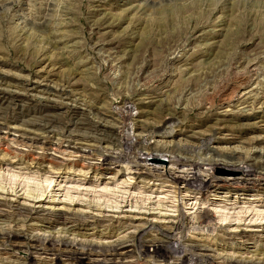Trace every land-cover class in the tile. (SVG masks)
I'll use <instances>...</instances> for the list:
<instances>
[{
  "label": "rangeland",
  "instance_id": "rangeland-1",
  "mask_svg": "<svg viewBox=\"0 0 264 264\" xmlns=\"http://www.w3.org/2000/svg\"><path fill=\"white\" fill-rule=\"evenodd\" d=\"M216 161L264 165V0H0V264H264Z\"/></svg>",
  "mask_w": 264,
  "mask_h": 264
},
{
  "label": "bare ground",
  "instance_id": "bare-ground-1",
  "mask_svg": "<svg viewBox=\"0 0 264 264\" xmlns=\"http://www.w3.org/2000/svg\"><path fill=\"white\" fill-rule=\"evenodd\" d=\"M88 123H90V120H89V122H84V124L85 125H88ZM131 148V146H127V149H130ZM148 150H150V149H148ZM160 150H162V151H165V152H171V153H174V152H177V151H183V152H187V153H189V152H191V148H189L188 146H177V145H175V146H172V147H169V148H165V149H160ZM231 152V153H230ZM235 151H229V153H227L226 154V156L227 157H229L230 159H233V158H235ZM121 155V154H120ZM128 153L127 152H124V153H122V156L123 157H125V156H127L128 157ZM116 156V155H115ZM130 156V155H129ZM134 156H137V155H134ZM111 155L110 156H108V157H105L104 158V160H105V162L106 161H110L111 159ZM112 158H115L114 156H112ZM178 158H180V157H178ZM117 160V159H116ZM179 160V159H178ZM181 161H182V159H181ZM223 161V160H222ZM226 162V161H225ZM263 164H264V162H262ZM217 166H226V167H228V168H231V169H233V170H235V171H239L242 175H244V176H249V175H253L254 173H258V171L259 170H264V165H262L261 163H255V164H253L252 165V169L251 168H249L248 170H247V168L246 169H242V170H240L237 166H238V163L236 164V162L235 161H227L226 163H223V162H221V161H216V163H215V167H217ZM261 172V171H260ZM262 173V172H261ZM259 174V173H258ZM160 177H165L164 175L165 174H162V173H160V174H158ZM241 175V176H242ZM262 175V174H261ZM257 176V175H256ZM188 177V176H187ZM176 179H178V180H180L181 179V181L183 182V183H185L186 185H190V186H192V185H195L194 183H198L200 186H202V187H207V186H210V183H209V181L208 180H204L203 178H201L200 176H197V174H194L191 178H189V179H184V178H182V177H178V178H176ZM263 180V179H262ZM201 187V188H202ZM239 187V186H238ZM227 189V188H226ZM248 190V191H251L252 189L246 184L245 186H243V187H239L238 188V190ZM251 189V190H250ZM207 215H208V213L206 212V213H203V214H199V216H197V217H199V220H200V222L201 223H203V222H206V220H207ZM209 219V218H208ZM144 248V250L143 251H147V248L146 247H143ZM179 249H180V247H179ZM179 249L177 248L176 250H174V252H179ZM149 251V250H148ZM161 250H160V246H158V245H156V246H154V249H153V254H160L161 252H160ZM71 256H72V258H74L75 259V261L76 262H78V264H84V261H83V259L81 258V255L84 253V252H81V251H79V250H76V251H71ZM70 256V255H69ZM167 257V255L164 253H162V254H160V256L159 257ZM209 263V262H208ZM210 264V263H209Z\"/></svg>",
  "mask_w": 264,
  "mask_h": 264
}]
</instances>
